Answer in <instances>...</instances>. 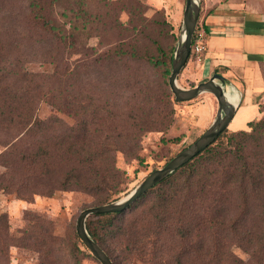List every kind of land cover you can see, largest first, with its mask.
<instances>
[{"label": "trees", "instance_id": "16d2710c", "mask_svg": "<svg viewBox=\"0 0 264 264\" xmlns=\"http://www.w3.org/2000/svg\"><path fill=\"white\" fill-rule=\"evenodd\" d=\"M136 5L0 0V192L27 202L58 191L81 192L92 197V207L123 192L126 173L117 167V155L142 162L143 135L168 130L176 103L168 86L172 26L163 18L158 37L140 45L151 22ZM122 12L127 22L120 20ZM198 28L197 21L194 34ZM93 38L97 46H89ZM78 55L81 61L68 71L74 81L68 95L67 61ZM29 63L53 70L33 72ZM80 74L86 84L113 85L112 98L100 101L96 91L78 90ZM43 103L56 114L41 118ZM259 111V119L245 129L226 128L124 212L89 216L87 232L113 264H264V103ZM57 114L71 115L75 124ZM24 220L21 236L12 239L0 214L8 243L0 248L3 264H9L7 250L14 243L36 252L37 264H63V256L66 264H100L76 232L63 255L41 216L25 212Z\"/></svg>", "mask_w": 264, "mask_h": 264}, {"label": "rangeland", "instance_id": "374dc122", "mask_svg": "<svg viewBox=\"0 0 264 264\" xmlns=\"http://www.w3.org/2000/svg\"><path fill=\"white\" fill-rule=\"evenodd\" d=\"M184 4L185 0H137L136 9L141 13V16L151 22L146 29V35L139 38V44H146L150 38L155 39L158 37L157 28L164 18L172 26L176 37L173 48L174 53L180 35ZM120 20L127 22V13H120ZM97 43V39L95 38L89 40V46H97ZM80 61L81 56L79 55L73 56L67 61V76L65 77L64 88L68 95L70 92L69 86L74 82L73 78H69L68 71L74 69ZM26 67L33 72L50 73L53 70V66L40 63H29ZM80 68L78 69L79 71ZM79 79L77 81L78 90L81 89L82 91L89 88L91 91H96L95 95L100 98V101L109 96V98H112V93H114L113 85L108 87L107 85L109 84L106 82L97 83L95 81L86 84L83 74L79 75ZM208 79L209 77L205 73L202 63L189 55L185 67L177 77V84L184 89H190ZM173 109L175 114L168 130L164 132H147L143 135L139 151V156L143 159L142 162L140 160L126 161L121 154L117 155L116 165L126 173L125 183L123 184L124 190L117 196V199L129 194L152 171L162 168L170 159L191 145L212 123L217 111V102L211 94L202 93L191 101L176 102L173 105ZM51 114L56 113L47 104H41L39 116L46 118ZM57 115L68 126L75 124V119L71 115ZM230 127L231 124L227 127L229 131H231ZM179 137L182 138L179 141H175ZM1 150L2 148L0 147ZM4 171L5 169L0 166V173ZM92 206V197L81 192L58 191L52 197L37 195L31 202L19 199L15 194L0 192V214L5 215L7 218V233L11 235L12 239H17L21 236L19 232L27 226V221L24 220V213L30 212L32 215L41 216L42 222H44L42 223L43 226L55 237V241L52 243L53 247L57 249L60 247L63 255L68 252V247L72 246L75 242V222L79 213ZM1 226L4 227L6 225L3 222ZM4 232L6 230L1 227L0 248L3 243L8 244L6 243L7 241L2 240ZM235 252L240 257L245 258V255L241 251L235 250ZM5 257L6 254L0 252V264H3ZM37 257L36 252L18 247L15 243L7 250L9 264H37ZM63 258V264H66L67 257L63 256ZM84 264L96 263L92 259H87L84 260ZM133 264L142 263L136 261Z\"/></svg>", "mask_w": 264, "mask_h": 264}, {"label": "crops", "instance_id": "0c3cea01", "mask_svg": "<svg viewBox=\"0 0 264 264\" xmlns=\"http://www.w3.org/2000/svg\"><path fill=\"white\" fill-rule=\"evenodd\" d=\"M198 23L206 41L199 62L237 98L229 129H245L264 103V0H200Z\"/></svg>", "mask_w": 264, "mask_h": 264}, {"label": "water", "instance_id": "95a60500", "mask_svg": "<svg viewBox=\"0 0 264 264\" xmlns=\"http://www.w3.org/2000/svg\"><path fill=\"white\" fill-rule=\"evenodd\" d=\"M200 13V0H185L180 35L177 40L171 62V73L168 86L175 102L182 103L195 99L202 93L211 94L217 102V111L209 127L187 148L170 159L162 168L152 171L136 188L126 196L104 205L82 210L75 222V232L90 254L100 264H113L105 252L91 238L86 229V220L90 215L121 213L127 210L139 197L167 178L173 172L191 161L204 149L210 146L228 127L234 117L235 107L227 100L223 91V78L215 74L205 82L190 89L177 84V77L189 59L192 37Z\"/></svg>", "mask_w": 264, "mask_h": 264}, {"label": "built area", "instance_id": "2783aa9c", "mask_svg": "<svg viewBox=\"0 0 264 264\" xmlns=\"http://www.w3.org/2000/svg\"><path fill=\"white\" fill-rule=\"evenodd\" d=\"M205 50H206L205 34L201 28H198L196 30V33L194 34V37H192L190 56H193L195 60L199 62L201 61Z\"/></svg>", "mask_w": 264, "mask_h": 264}, {"label": "bare ground", "instance_id": "6f19581e", "mask_svg": "<svg viewBox=\"0 0 264 264\" xmlns=\"http://www.w3.org/2000/svg\"><path fill=\"white\" fill-rule=\"evenodd\" d=\"M227 97V100L231 103V104H233V105H235L236 104V96L234 95V94H229V95H226Z\"/></svg>", "mask_w": 264, "mask_h": 264}]
</instances>
